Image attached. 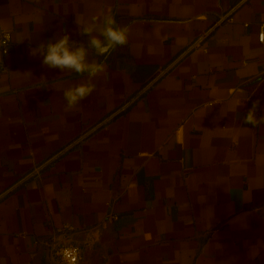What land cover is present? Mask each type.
Masks as SVG:
<instances>
[{
  "label": "crops",
  "instance_id": "obj_1",
  "mask_svg": "<svg viewBox=\"0 0 264 264\" xmlns=\"http://www.w3.org/2000/svg\"><path fill=\"white\" fill-rule=\"evenodd\" d=\"M114 17L128 42L52 69L31 48ZM264 0H0V264H264ZM31 73V74H30ZM64 226H69L63 231Z\"/></svg>",
  "mask_w": 264,
  "mask_h": 264
},
{
  "label": "clouds",
  "instance_id": "obj_2",
  "mask_svg": "<svg viewBox=\"0 0 264 264\" xmlns=\"http://www.w3.org/2000/svg\"><path fill=\"white\" fill-rule=\"evenodd\" d=\"M127 33V28L119 27L114 17L105 16L100 20L99 17L93 16L78 32L81 37H87V45L82 40L73 39L70 34H64L31 48V54L41 56L42 63L49 68L87 75L88 82L69 87L63 92L67 109H72L94 90L91 80L105 71L102 63L89 60L90 51L104 56L115 47L127 44ZM258 106L259 101L252 104L244 118L246 124L253 127L264 124V117H256Z\"/></svg>",
  "mask_w": 264,
  "mask_h": 264
},
{
  "label": "built area",
  "instance_id": "obj_3",
  "mask_svg": "<svg viewBox=\"0 0 264 264\" xmlns=\"http://www.w3.org/2000/svg\"><path fill=\"white\" fill-rule=\"evenodd\" d=\"M258 38L264 42V23L260 26ZM13 43L12 33L6 29H0V56L3 57L10 51ZM5 70V66L0 59V73ZM69 226H64L63 231H66ZM50 259L52 264H79L82 259V250L78 244L73 242H65L63 244L54 246L50 252Z\"/></svg>",
  "mask_w": 264,
  "mask_h": 264
}]
</instances>
